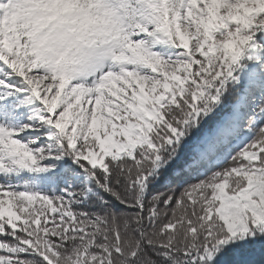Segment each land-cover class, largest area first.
I'll return each mask as SVG.
<instances>
[{
	"label": "snow or ice",
	"instance_id": "obj_1",
	"mask_svg": "<svg viewBox=\"0 0 264 264\" xmlns=\"http://www.w3.org/2000/svg\"><path fill=\"white\" fill-rule=\"evenodd\" d=\"M0 264H264V0H0Z\"/></svg>",
	"mask_w": 264,
	"mask_h": 264
}]
</instances>
